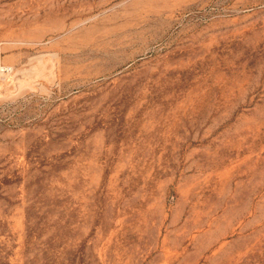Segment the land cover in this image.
I'll use <instances>...</instances> for the list:
<instances>
[{
	"label": "rangeland",
	"instance_id": "rangeland-1",
	"mask_svg": "<svg viewBox=\"0 0 264 264\" xmlns=\"http://www.w3.org/2000/svg\"><path fill=\"white\" fill-rule=\"evenodd\" d=\"M0 264H264V0H0Z\"/></svg>",
	"mask_w": 264,
	"mask_h": 264
},
{
	"label": "bare ground",
	"instance_id": "bare-ground-1",
	"mask_svg": "<svg viewBox=\"0 0 264 264\" xmlns=\"http://www.w3.org/2000/svg\"><path fill=\"white\" fill-rule=\"evenodd\" d=\"M3 74V73H2ZM8 74H10V72H8Z\"/></svg>",
	"mask_w": 264,
	"mask_h": 264
}]
</instances>
